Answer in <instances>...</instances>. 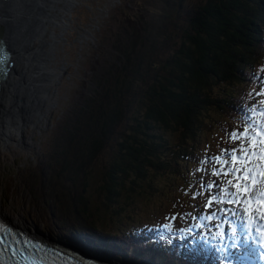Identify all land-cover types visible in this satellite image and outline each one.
I'll return each instance as SVG.
<instances>
[{"label":"trees","instance_id":"1","mask_svg":"<svg viewBox=\"0 0 264 264\" xmlns=\"http://www.w3.org/2000/svg\"><path fill=\"white\" fill-rule=\"evenodd\" d=\"M148 5L136 23L102 28L92 92L66 109L52 143L48 215L57 233L89 247L159 264H244L210 223L197 231L192 213L143 221L158 211L148 215L137 205L158 193L175 200L188 186L198 191L197 211L208 203L205 159L216 147L204 150L201 132L213 126L231 140L262 96L264 0ZM154 10L165 16L161 23ZM210 116L218 122L208 125Z\"/></svg>","mask_w":264,"mask_h":264},{"label":"rangeland","instance_id":"2","mask_svg":"<svg viewBox=\"0 0 264 264\" xmlns=\"http://www.w3.org/2000/svg\"><path fill=\"white\" fill-rule=\"evenodd\" d=\"M75 1V4H71L70 1H62L58 3L57 8L51 11L55 15V18L58 17L55 19V23H50L49 25V34L51 33L52 36L55 34L57 41L53 40V55L50 51L52 59L50 64L54 75L51 77L53 85L52 83H48L47 85L52 90L45 106L47 118L41 120L40 127H35L32 134H28L30 145L28 143L21 145L17 142H15L16 144L14 143L19 153L16 158L9 151L6 152L11 157L8 159V164L13 166V169H10L4 177L3 182H0V202L13 215L22 216L28 226L32 225L39 232H43V235H49L52 240H56L52 244L64 242L68 244V247L76 246L80 248L79 244L81 247L86 248L87 252L96 256V258L99 255H103L105 258L110 259L109 261L112 260V263L138 264L150 262L158 264L143 257L136 258L131 252L128 254L125 252L113 253L100 248L89 247L82 242L75 243L76 239L65 237L56 232L57 227L52 223L48 215L49 207H51L49 205L51 186L54 181L52 168L54 163L52 154L54 150L52 143L57 135V130L64 125L62 120L66 116V109L68 110V107L75 106L77 102L80 105H84L87 95L92 92L93 84L89 83L88 80L90 78L91 82L94 83L93 77L99 67L97 62L101 52L99 37L101 36L102 28L104 30L105 23L108 25L112 21L121 19H130L128 21L136 23L141 18L140 10L142 6L144 4L149 6V0ZM158 5V3H154L152 8L155 9ZM152 14L153 21L160 23L162 22V18L165 17L157 10H154ZM58 21L62 22V24H56ZM63 23H67V27ZM49 42L50 40L47 37V43L44 48L49 45ZM91 66L93 67L91 68ZM95 66L96 68L94 69ZM43 67L45 72V64H43ZM255 109L256 112L251 116L249 125L245 129L247 130V135H243L244 130L235 139H222L216 134L217 129L213 126L212 130L206 129L201 132V145L204 146V150L207 151L206 147H208V144L216 147L210 156L205 159L210 167V170H208L210 174H208L206 182L209 181L212 187L201 190L202 198L209 197L211 203L208 201L207 204H200V210L197 211L198 191H191L190 186L186 189V193L188 194L180 193V195L175 197V200L168 194L158 193L153 195L152 199H143L138 203L137 208H142L148 215L158 211L152 213L153 217L151 214L149 217L141 220L151 221L162 218L167 211L171 210H173L171 216L178 219L183 217L181 220H187L188 215L191 213L195 216L198 212H202L200 223H216L215 229L221 233L229 222L230 212L237 210L240 204L246 203V205L248 204V212H251L254 218L252 224H257L260 216L255 215L254 212L259 211L260 206L256 205L252 207L250 201L258 191L264 188V180L258 179L260 175L259 170L261 167H264V156L261 157L262 153H264L262 151L264 144H261V141H264V95L258 99ZM11 118L16 120L13 115ZM214 122H218L216 117L210 116L206 118L208 125H212ZM241 146L255 153V155L248 157V165L245 164L246 162L243 158L233 163L228 152H222V150H230L231 148H239ZM236 155H240L239 151H237ZM215 157H219L220 161L223 160L222 166L219 165L220 161L216 160ZM215 168L216 173L212 170ZM233 168L239 171L234 172L232 171ZM224 173H227V175L225 176ZM228 181L232 183L229 184ZM217 184L219 187L216 186ZM237 184L240 185L239 188L236 187ZM216 209H220L218 212L220 217L217 221L210 222L208 217ZM130 210L129 208L128 212ZM248 212L241 219V223L244 225L246 220L250 219L247 215ZM185 213L188 215H185ZM127 221L126 223H132L131 218ZM196 226L200 227V224H196ZM157 227H160V225H157ZM178 227L180 233H184L185 230L181 229L187 226L182 225ZM171 231L172 233L176 232L174 229ZM185 235L187 237L190 236L189 234ZM233 237V232L229 230L228 242ZM234 242H236L235 239ZM258 249L260 250L259 256L264 263V245ZM251 258L254 259L253 256Z\"/></svg>","mask_w":264,"mask_h":264},{"label":"bare ground","instance_id":"3","mask_svg":"<svg viewBox=\"0 0 264 264\" xmlns=\"http://www.w3.org/2000/svg\"><path fill=\"white\" fill-rule=\"evenodd\" d=\"M62 1H70L71 4H75L76 2L75 0H0V44L2 41L7 42L14 50L17 65L19 63L17 72L9 76L0 90V182H3L7 172L13 169V166L8 164V159L11 157L6 152L9 151L16 158L19 153L14 143L17 142L20 145L28 143L30 145L28 142V134H32L35 127H40L41 120L47 118L45 106L47 100L50 98V91H52L47 85L48 83H52L51 77L54 75L50 64L52 60L50 51L53 55V40L55 41L57 39L55 34L53 36L51 33L49 34V25L50 23H55V19L58 17L55 18V15L51 11L57 8L58 3ZM56 24H62V22L58 21ZM63 24L66 27L68 25L67 23ZM47 37L50 42L44 48L47 43ZM43 64H45V72ZM28 95L29 98L27 99ZM25 100L26 102L24 103ZM12 115L16 120L11 118ZM263 156L264 153H262L261 157ZM250 202L254 206H260V210L255 211L254 214L259 215L261 220H264V205H260L259 197L255 194ZM0 214L17 227L37 236L38 240L56 242L49 235H43V232H39L32 225L28 226L22 216L10 213L1 202ZM20 220L24 223L20 222ZM58 244L70 249L82 251V249L76 246L68 247V244L64 242ZM85 254L87 253L85 252ZM97 258L107 264H119L112 263V260L109 261L110 259L105 258L103 255H99Z\"/></svg>","mask_w":264,"mask_h":264},{"label":"water","instance_id":"4","mask_svg":"<svg viewBox=\"0 0 264 264\" xmlns=\"http://www.w3.org/2000/svg\"><path fill=\"white\" fill-rule=\"evenodd\" d=\"M22 46H24V44H22ZM18 68L19 63L17 65L14 50L7 42L2 41L0 44V90L3 84L8 80L9 76L12 73L17 72Z\"/></svg>","mask_w":264,"mask_h":264},{"label":"snow or ice","instance_id":"5","mask_svg":"<svg viewBox=\"0 0 264 264\" xmlns=\"http://www.w3.org/2000/svg\"><path fill=\"white\" fill-rule=\"evenodd\" d=\"M232 135H233V138L235 139V138H236V134L233 133ZM243 135H247V130H245V132L243 133ZM261 144H264V141H261ZM223 151H227V152H228V155H229L230 159L233 161V163L237 162V161L240 160L241 158H243L244 161L247 162V161H248V157H249L250 155H255V153H254V152H251L250 149H245V148L242 147V146L239 147V148H231L230 150H222V152H223ZM237 151H239V153H240L239 156L236 155ZM262 151H264V149H262ZM215 159L219 161L220 158H219V157H215ZM225 163H226V162H225ZM232 171L235 172V171H239V170L233 168ZM224 175L226 176L227 173H224ZM245 179H247V177H245ZM228 183L231 184L232 182H231V181H228ZM205 186H206V187H209V188L212 187L211 184H209V185H205ZM216 186L219 187L218 184H217ZM236 187L239 188L240 185L237 184ZM209 203H211V201H209ZM185 215H188V214L185 213ZM208 218L211 219V217H208ZM173 219H175V217H173ZM181 219H183V217H181Z\"/></svg>","mask_w":264,"mask_h":264}]
</instances>
